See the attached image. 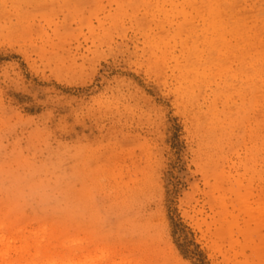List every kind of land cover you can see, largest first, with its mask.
<instances>
[{
  "label": "rangeland",
  "instance_id": "rangeland-1",
  "mask_svg": "<svg viewBox=\"0 0 264 264\" xmlns=\"http://www.w3.org/2000/svg\"><path fill=\"white\" fill-rule=\"evenodd\" d=\"M264 0H0V264H264Z\"/></svg>",
  "mask_w": 264,
  "mask_h": 264
},
{
  "label": "bare ground",
  "instance_id": "bare-ground-1",
  "mask_svg": "<svg viewBox=\"0 0 264 264\" xmlns=\"http://www.w3.org/2000/svg\"><path fill=\"white\" fill-rule=\"evenodd\" d=\"M240 68L246 69L245 80L250 90L254 93L261 91L260 96L264 102V51L242 62Z\"/></svg>",
  "mask_w": 264,
  "mask_h": 264
}]
</instances>
